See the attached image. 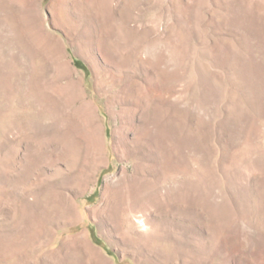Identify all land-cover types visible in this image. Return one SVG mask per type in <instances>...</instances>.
Returning <instances> with one entry per match:
<instances>
[{"label":"rangeland","instance_id":"1","mask_svg":"<svg viewBox=\"0 0 264 264\" xmlns=\"http://www.w3.org/2000/svg\"><path fill=\"white\" fill-rule=\"evenodd\" d=\"M0 264H264V0H0Z\"/></svg>","mask_w":264,"mask_h":264}]
</instances>
